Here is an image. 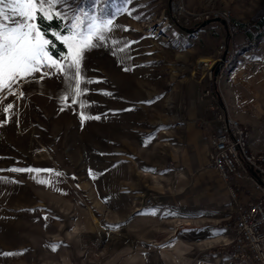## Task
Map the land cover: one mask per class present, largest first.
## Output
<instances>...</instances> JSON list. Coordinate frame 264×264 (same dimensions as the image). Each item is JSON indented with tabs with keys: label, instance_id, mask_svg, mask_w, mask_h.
Returning a JSON list of instances; mask_svg holds the SVG:
<instances>
[{
	"label": "rangeland",
	"instance_id": "1",
	"mask_svg": "<svg viewBox=\"0 0 264 264\" xmlns=\"http://www.w3.org/2000/svg\"><path fill=\"white\" fill-rule=\"evenodd\" d=\"M180 1L179 11L172 0H68L62 7L111 19L112 30L82 61L96 82L78 100L94 103L65 102V80L48 69L50 76L37 72L14 89L22 98L7 95L0 104V264H141L152 238L176 234L163 218L201 212V203L176 189L197 172L171 159L186 81L206 82L194 73L196 62L212 58L221 43L234 53L230 67L250 51L236 53L245 37L233 25H251L264 0ZM8 103L14 107L5 113Z\"/></svg>",
	"mask_w": 264,
	"mask_h": 264
},
{
	"label": "crops",
	"instance_id": "2",
	"mask_svg": "<svg viewBox=\"0 0 264 264\" xmlns=\"http://www.w3.org/2000/svg\"><path fill=\"white\" fill-rule=\"evenodd\" d=\"M186 83V99L183 101L186 110L175 131V151L171 159L185 172H197L196 177L191 176L184 184L176 185V189L181 194H189L194 204L201 203V212L163 218L168 225L176 226V220L183 225L178 227L176 234L152 238L146 248L152 254L144 255L141 264H241L234 258L230 243L234 221H228L236 204L232 201V209L224 216L221 210L229 201L230 189L207 161L209 137L216 125L211 109L217 108L239 119L250 130V149L258 151L261 148L264 135V40L255 51L238 54L232 66L222 74L217 99L200 96L196 102V93L202 95L205 80L190 77ZM159 250L161 255L157 252Z\"/></svg>",
	"mask_w": 264,
	"mask_h": 264
},
{
	"label": "snow or ice",
	"instance_id": "3",
	"mask_svg": "<svg viewBox=\"0 0 264 264\" xmlns=\"http://www.w3.org/2000/svg\"><path fill=\"white\" fill-rule=\"evenodd\" d=\"M67 4L68 0H0V104L7 95L22 98L24 93L16 92L14 89L19 88L23 82H30L29 78L35 79L34 74L37 72H42L38 79L50 76L51 72L47 71L48 69H54L65 80L67 88L62 97L65 102L71 97L72 103H79L81 108L94 103L78 100L88 93L87 84L96 82L83 74L82 61L86 51L104 44L106 41L104 33L112 30L113 22L108 19L101 23L96 17H88L87 13L70 14L61 10ZM52 19L61 21L63 27L52 30L51 35L67 49L66 53H60L56 59L53 58L52 50L56 49L57 45L46 38L48 30L43 27L45 21ZM13 107V103H8L2 110L10 113ZM81 118L100 119L99 116L87 117L84 113H81ZM8 171L39 173L52 170L13 168ZM38 182L46 183L45 180ZM152 214L155 215V212ZM50 247L55 251L58 245Z\"/></svg>",
	"mask_w": 264,
	"mask_h": 264
},
{
	"label": "built area",
	"instance_id": "4",
	"mask_svg": "<svg viewBox=\"0 0 264 264\" xmlns=\"http://www.w3.org/2000/svg\"><path fill=\"white\" fill-rule=\"evenodd\" d=\"M173 11L181 9L180 0H172ZM233 51L221 43L212 58L196 62L194 73L206 78L202 96H212L218 89L222 74L230 67ZM214 130L209 137L207 161L228 184L234 211V235L230 241L233 256L241 264H264V135L261 148L252 151L250 130L234 116L213 108ZM264 134V117L262 119ZM242 193L238 197V193ZM152 205L153 199H146ZM178 221L174 230L182 227Z\"/></svg>",
	"mask_w": 264,
	"mask_h": 264
},
{
	"label": "trees",
	"instance_id": "5",
	"mask_svg": "<svg viewBox=\"0 0 264 264\" xmlns=\"http://www.w3.org/2000/svg\"><path fill=\"white\" fill-rule=\"evenodd\" d=\"M251 25H246L245 23L236 22L233 25L235 31H241L244 34L245 42L237 48V54L241 51H255L257 49L258 43L264 39V12L258 13L251 20ZM43 27L48 30V35L46 38L52 40L56 45V49L52 50L53 57L59 58L60 53H66V47L63 43L56 40L54 36L51 35L52 30L61 29L63 27L61 21L57 19H52L51 21H45Z\"/></svg>",
	"mask_w": 264,
	"mask_h": 264
}]
</instances>
